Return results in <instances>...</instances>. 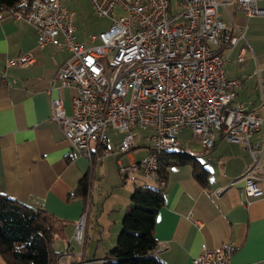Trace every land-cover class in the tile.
<instances>
[{"label": "built area", "instance_id": "1", "mask_svg": "<svg viewBox=\"0 0 264 264\" xmlns=\"http://www.w3.org/2000/svg\"><path fill=\"white\" fill-rule=\"evenodd\" d=\"M95 15L110 19L109 26L88 34L85 47L77 41L74 13L62 0H34L26 13L11 12L24 19L37 33L36 44L50 45L68 53L54 76L57 96L50 98L51 119L61 128L72 148L90 161L111 155L108 131L122 134L115 144L117 169L122 175L141 173L159 189L160 159L181 153L177 135L189 129L202 150L212 149L216 137L240 143L252 163L236 179L243 183L245 200L264 195L263 143L251 137L264 129V98L256 109L236 99L240 78L225 75L224 51L244 33L223 19L230 5L246 17L264 15V0H88ZM27 0H21L25 6ZM116 10L120 13L116 14ZM229 25L234 34L224 43L221 35ZM244 58L238 55V61ZM25 52L6 61L8 66L33 64ZM72 87L71 111H65L60 90ZM146 135L148 153L124 162L122 156L137 145L138 130ZM96 143L97 150L91 147ZM75 222L72 239L79 247L75 264H86L84 247L89 206ZM37 207L42 208L38 203ZM232 242L216 247L201 245L193 264H231L236 250ZM61 255L57 264H63Z\"/></svg>", "mask_w": 264, "mask_h": 264}, {"label": "crops", "instance_id": "2", "mask_svg": "<svg viewBox=\"0 0 264 264\" xmlns=\"http://www.w3.org/2000/svg\"><path fill=\"white\" fill-rule=\"evenodd\" d=\"M258 5L264 7V2H258ZM115 12L120 13L119 10ZM221 12L223 19L243 29L245 37V41L239 39L231 49L224 51L225 75L228 79H241L236 99L248 109H256L264 98V15L246 17L232 5ZM74 24L77 41L89 47L88 36L89 45H85L79 40L75 21ZM232 34L234 30L229 25L220 42L224 43ZM36 40L37 33L32 25L13 17L10 11L0 12V194L34 206L40 203L46 213L58 220L53 246L64 255L63 264H75L78 260L79 247L72 239V232L88 201L83 258L86 264H101L109 251L101 244V234L94 235L95 222L101 229L105 226L116 229L131 205L132 188L146 186L145 179L137 176L127 184L125 178L129 174H120L125 179L122 192L114 195L116 186L109 188L114 202L106 213L105 225L98 222L104 209L97 212L98 203L97 200L94 202L91 187L93 180L100 178L98 184L108 175H115L117 155L114 147L122 134L115 141L116 131H108L112 153L101 159L90 161L72 148L61 128L51 119L50 98L57 96V90L52 89L48 94L49 89L57 85L54 76L68 53L50 45L40 48ZM25 52L33 54L32 65L6 64L7 59ZM239 53L244 58L242 61H238ZM74 93L72 87L60 90L67 113L71 111ZM185 130L191 133L189 129L180 132ZM141 139L138 132L137 145L122 156L124 162L138 160L148 153V143ZM251 140H259L264 145V129L254 134ZM91 147L97 150L95 142ZM180 148L208 173L201 183L191 164L165 168L162 187L165 200L154 221L155 256L166 264H193L202 244L216 247L223 242H232L237 248L231 264H264V195L246 201L243 183L236 180L252 163L249 152L242 144L221 136L216 137L214 147L208 151ZM86 173L90 174L91 181L89 196L84 202L81 197H71L70 194ZM152 182L154 186L151 188L158 189V184ZM113 241L116 242L115 238ZM0 264H6L1 255Z\"/></svg>", "mask_w": 264, "mask_h": 264}, {"label": "trees", "instance_id": "3", "mask_svg": "<svg viewBox=\"0 0 264 264\" xmlns=\"http://www.w3.org/2000/svg\"><path fill=\"white\" fill-rule=\"evenodd\" d=\"M20 1L0 0V12L26 13L34 0H27L25 6H20ZM193 159L185 152L160 159V177L164 178L167 166L191 164L195 177L204 183L208 171ZM90 181L91 176L86 173L70 196L81 197L85 202L90 192ZM164 200L163 191L159 188H132L131 205L123 215L115 245L101 264H166L153 253L157 247L154 237L155 216ZM57 223L58 220L44 209L0 194V255L5 263L57 264L61 256L53 246Z\"/></svg>", "mask_w": 264, "mask_h": 264}, {"label": "rangeland", "instance_id": "4", "mask_svg": "<svg viewBox=\"0 0 264 264\" xmlns=\"http://www.w3.org/2000/svg\"><path fill=\"white\" fill-rule=\"evenodd\" d=\"M62 3L71 11L74 13V21L76 22V25L78 26V37L79 40L82 41L85 45H89L87 41V36L89 33L92 32H99L101 30H104L108 27L110 24L109 19L106 17H100L93 13L91 6L89 4L88 0H62ZM117 14V13H116ZM248 40L249 36H246ZM243 40L245 41V37L243 36ZM116 131V139L115 141H118L120 138V133ZM140 132V137L142 138V142H147L148 140L145 136V134H148L151 132L150 127H143L138 130ZM178 141L180 143V146H183L187 148L188 151H194L199 152L201 151V146L195 142V140L192 138L191 133L189 131H183L178 134ZM142 154V153H141ZM141 177L144 179L141 173H130L126 179L127 184H131L133 182V179L135 177ZM120 173L118 172L117 166L115 168V175H108L103 180H101L100 183L97 184L98 180L100 178H97L93 180V184L91 187V194L94 196V202L97 200L96 206H97V212H100L102 209V216L99 219L98 222L105 225V219H106V213H108L110 209V204L114 202V196L110 194L109 188L112 189V187L115 185L116 187L113 188L114 195H119L122 192V188L124 187L123 180ZM96 181V182H95ZM145 184L147 187H153L154 183L152 181H145ZM116 213V212H115ZM115 215V214H114ZM123 218V217H122ZM122 220V219H121ZM121 220L119 223V226H116V229L111 227L105 226L103 229H101L97 223L95 222L94 225V235L101 234L103 238V242H101L102 246L105 248H108V251L112 250L114 247L115 241L113 239L115 238L120 230ZM101 231V232H100ZM116 234V235H115ZM113 241V242H112Z\"/></svg>", "mask_w": 264, "mask_h": 264}]
</instances>
